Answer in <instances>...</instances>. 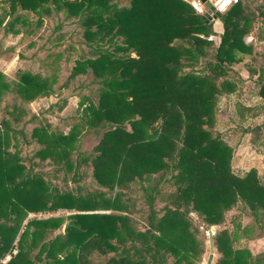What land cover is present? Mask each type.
I'll list each match as a JSON object with an SVG mask.
<instances>
[{
  "label": "trees",
  "instance_id": "trees-1",
  "mask_svg": "<svg viewBox=\"0 0 264 264\" xmlns=\"http://www.w3.org/2000/svg\"><path fill=\"white\" fill-rule=\"evenodd\" d=\"M119 1L8 0L11 10L17 5L47 13L51 6L62 10L65 17L76 18L88 42L103 38L108 42V47L98 49V55L77 61L75 66L76 70L91 68L102 85L98 107L92 113L96 122L109 125L92 160L96 180L113 189L123 186L124 180L157 172L163 178L169 171L176 188L155 208L153 203L161 192L158 183L143 187L149 191L148 229L139 231L120 213L125 207L119 194L102 205L103 210L113 211L90 212L99 206L90 196L56 188L50 191L45 180L19 163L17 152L9 151L10 138L0 135V220L8 225L5 238L18 236L13 244L17 253L6 264H16L14 259L20 264H194L204 252L196 237L200 227L207 232L220 225L225 211L238 201L251 209L253 225L234 221L232 229L214 233L218 253L214 264H264V252L253 256L249 250L233 247L242 237L251 238L255 227L261 230L259 237L264 235V182L255 169L235 175L230 168L231 147L211 130L217 95L234 88L224 78L226 71L243 54L252 52L245 37L252 27L253 12L239 1L220 18L206 23L189 0H124L129 4L118 6ZM258 9L264 25V1ZM216 20L222 30L213 45ZM209 46H213L211 58L195 70L198 57ZM15 86L20 98L32 100L44 94L47 82L26 73ZM7 87L0 80V92ZM259 94L264 101V84ZM15 108L10 114L19 121ZM1 122V128L8 130L7 121ZM33 134L47 144L46 133L36 129ZM54 139L60 143L67 138L59 135ZM44 151L40 148L36 155L46 156ZM59 208L77 211L67 215L63 233L56 232L62 219L47 217L27 220L18 235L29 212ZM190 212L197 215L198 223ZM48 233L53 237L41 244L36 259L29 256ZM4 246L0 244V249Z\"/></svg>",
  "mask_w": 264,
  "mask_h": 264
},
{
  "label": "rangeland",
  "instance_id": "rangeland-1",
  "mask_svg": "<svg viewBox=\"0 0 264 264\" xmlns=\"http://www.w3.org/2000/svg\"><path fill=\"white\" fill-rule=\"evenodd\" d=\"M240 1L253 12L252 27L245 37L247 43L252 44V52L243 54L242 60L232 64L226 71L224 78L234 88L217 95L215 122L211 130L231 147L230 168L235 175L242 176L250 169H255L264 182V101L259 94L260 86L264 84V25L258 9L264 0ZM9 4L8 0H0V80L8 85L0 92V135L10 138L9 151L17 152L19 163L45 180L50 191L56 188L62 193L90 196L92 201L99 204L98 210L90 212L113 211L103 210L102 205L105 199L115 198L119 194L121 204L125 207L120 213L126 214L137 230L145 231L148 229L149 204L146 194L149 191L143 187L158 183L161 192L156 195L153 206L160 208L165 203L162 199L176 188L170 172H166L163 178L162 172H157L148 177L143 175V178L124 180L123 186L113 189L101 185L93 174L92 160L99 151L97 145L109 124L106 121L96 122L93 118L92 109L98 107L101 95L100 79L94 76L91 68L76 70L75 66L77 61L98 55V49L108 47V42L105 38L99 42H88L76 18L65 17L62 10H55L52 6L50 13H47L43 10H24L18 5L15 10H11ZM128 4L124 0L118 2V6ZM213 28L217 33L214 36L215 45L219 41L218 33L222 30L220 20L214 22ZM117 41L121 43L120 38ZM109 49H112L111 45ZM212 50L213 46L206 47L205 55L198 57L193 66L195 70L201 69L205 61L211 58ZM26 73L46 80L44 94L40 93L32 100L20 98L15 83ZM216 80L220 81L218 78ZM13 108L19 113V121L13 120L10 114ZM1 120L7 121L8 130L1 128ZM89 120L96 124L89 125ZM36 129L46 133L47 144L38 141V135L33 134ZM59 135L67 139L55 142V136ZM40 148L47 150L44 151L46 156L36 155ZM62 153L64 157H60ZM250 210L244 202L238 201L225 211L224 221L211 226L209 230L213 234L223 228L230 230L234 221H238L241 226L252 224L254 221ZM72 212L77 211L59 208L55 211L29 212L18 235L27 220L47 217H60L62 225L56 232L63 233L67 215ZM189 216L194 223L199 222L194 212H190ZM5 226L8 225L0 220V239L3 236L6 240L8 237L4 235L9 231ZM260 233V228L255 227L251 238L242 237L233 247L249 250L253 256L263 254L264 235L259 237ZM50 234L36 243L29 256L36 259L41 244L52 239L53 235ZM196 237L202 242L204 252L199 259L193 260L194 264H214L218 253L215 251L213 258L209 257L206 230L200 227ZM9 238L0 241V244L5 245L0 249V264H6V256L15 255L11 253L12 249L17 250L13 244L18 236ZM6 246L9 251L6 250L5 256L3 251ZM41 255L46 259L45 252ZM92 259L96 257L92 256ZM14 260L20 264L19 259ZM169 260L173 261V258Z\"/></svg>",
  "mask_w": 264,
  "mask_h": 264
},
{
  "label": "built area",
  "instance_id": "built-area-1",
  "mask_svg": "<svg viewBox=\"0 0 264 264\" xmlns=\"http://www.w3.org/2000/svg\"><path fill=\"white\" fill-rule=\"evenodd\" d=\"M209 1L214 7V10L212 11V13L218 12L222 15L231 6L235 5L240 0H209ZM189 2L192 5V7L201 15H203L208 10V8L205 6V4L203 2H201L200 0H189ZM11 253L16 254L17 250L12 249ZM7 258H10V256L9 255L6 256L5 259H7Z\"/></svg>",
  "mask_w": 264,
  "mask_h": 264
},
{
  "label": "water",
  "instance_id": "water-1",
  "mask_svg": "<svg viewBox=\"0 0 264 264\" xmlns=\"http://www.w3.org/2000/svg\"><path fill=\"white\" fill-rule=\"evenodd\" d=\"M200 1L203 2L205 4V6L208 8V10L202 15V19L206 23H210L213 20L221 17V14L218 13V12L212 13V11L214 10V7L210 3L209 0H200ZM207 236H208V246H209V257L213 258L214 252H215L214 241H213V231L212 230H208L207 231Z\"/></svg>",
  "mask_w": 264,
  "mask_h": 264
}]
</instances>
